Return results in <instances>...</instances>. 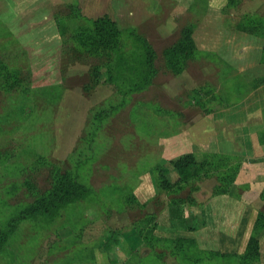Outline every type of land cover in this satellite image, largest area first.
<instances>
[{
  "label": "rangeland",
  "instance_id": "374dc122",
  "mask_svg": "<svg viewBox=\"0 0 264 264\" xmlns=\"http://www.w3.org/2000/svg\"><path fill=\"white\" fill-rule=\"evenodd\" d=\"M225 1L223 22L230 29L225 38L234 39L239 30L253 47L244 61L230 62L228 48L198 47L195 39L200 41L203 32L213 39L224 35L204 29L210 26L202 24L209 0H194L188 8L180 0H163L155 15H141L136 28L109 16L126 33L122 51L130 59L146 54L145 42L128 31L136 30L153 47L157 72L152 84L130 92L134 71L102 65L98 83L93 79L94 66L103 61L91 55L88 45L81 46L89 44L90 24L81 19L78 0H52L50 22L57 38L48 31L42 39L33 36L28 50L2 29L0 264H242L236 256L223 258L156 230L158 214L174 202L192 203L202 181L214 186L211 195L224 193L217 188L221 182L232 192L233 178L221 180L215 173L209 178L204 169L181 187L157 184L181 156L173 153L185 148L181 135L207 132L210 126L203 120L252 118V128L264 133V107L249 104L255 89L264 86V76L242 71L259 64L256 46L263 45L264 63V0ZM190 25L197 53L174 73L166 67L167 52L175 50ZM108 73L118 76L110 80ZM244 106L246 111L240 109ZM225 156L236 169L241 156ZM145 173L157 179V194L141 201ZM244 190L235 193L244 195ZM130 230L142 236L143 247H126L124 234ZM259 258L251 264H264L261 248Z\"/></svg>",
  "mask_w": 264,
  "mask_h": 264
},
{
  "label": "crops",
  "instance_id": "0c3cea01",
  "mask_svg": "<svg viewBox=\"0 0 264 264\" xmlns=\"http://www.w3.org/2000/svg\"><path fill=\"white\" fill-rule=\"evenodd\" d=\"M193 1L180 0V6L191 7ZM78 2L81 13L87 18L95 19L108 15L123 27L125 24H130L136 28L141 25L138 22V19L141 20V15H155L163 0H78ZM50 3L52 0H0V32L4 29L11 36L18 38L21 46L26 50L30 47L27 42L33 41V36L42 39L43 35L47 37L48 31L51 33L49 36L56 39L57 27L50 22L53 15ZM225 3V0H209L202 22L210 25L205 27V30H220L224 35L219 34L218 39H213L210 34L203 32L202 39L199 41L196 37L195 41L201 49L221 51L228 48L230 62L244 61L253 47L248 43L245 34L239 30L233 32L236 35L234 39L225 38L226 31L230 30L226 22H223L226 20L222 11ZM146 20L147 18H144V21ZM135 21L138 23L133 24ZM28 31H31V35H28ZM194 35L197 36L198 32ZM255 48L258 50L256 54L259 64L242 68V71L253 78H259L264 76V63L261 61L263 45ZM59 58L55 59L59 60ZM30 60L33 61L31 54ZM249 99L250 106L264 107V86L255 89ZM240 109L246 111L248 107L244 106ZM254 121L253 118L234 119L232 122L203 120L202 125L210 126L207 132L199 134L195 130H188L187 134L184 133L178 138L184 139L185 148L173 153L175 156L192 153L196 159H199V156L207 157L210 153H217L241 156V159L238 161L239 170L232 184V192L211 195L210 191L214 186L208 187L202 181L201 189L194 196L195 200L190 203L191 205L185 201L174 202L158 214L156 230L164 237L193 241L200 249L215 253H245L254 233L259 211L264 207V201L260 197V192L264 188V143H261L258 131L252 128ZM221 123L222 125H219ZM167 169L169 182L179 184L181 176L171 162ZM145 174L140 188L141 201L157 194V187L154 184L157 183V179L152 180L149 177L151 173ZM238 188L245 189V194L238 196L235 193V189ZM247 193H251L252 196ZM258 238L261 253L264 255V229L258 233ZM124 239L130 251L145 245L144 239L136 230L125 232Z\"/></svg>",
  "mask_w": 264,
  "mask_h": 264
},
{
  "label": "trees",
  "instance_id": "16d2710c",
  "mask_svg": "<svg viewBox=\"0 0 264 264\" xmlns=\"http://www.w3.org/2000/svg\"><path fill=\"white\" fill-rule=\"evenodd\" d=\"M79 15L82 20L90 24V35L88 37L89 44L84 43L81 44V46L88 45L91 48L89 51L91 55L103 61L102 64H96L91 73L92 75H97L93 76V79L96 83H98V77L101 75L99 72V68L102 65H104V67L112 68V66L114 65L113 69H117V67L119 66L118 68L120 71L125 70L135 72V74L133 75V80H130V83L132 81L134 83L128 90L129 92L138 89L144 90L152 84L153 77L157 72L154 62L153 47L148 44L146 40H143V38L137 34L136 30L132 29L128 31V33L134 35L135 40L145 42L144 46H142V49H144L143 51L146 55L140 59L138 58V54L136 56L137 59L132 60L128 57V55H126V53L124 52L125 50L122 51V48L124 49V47L126 46V33L122 32L117 26L116 22L113 21L108 15L96 19L86 18L82 16L81 13ZM241 24L243 23L241 22ZM193 29L194 26L191 25L183 28L180 43L175 47V50L170 49L167 52L169 58L167 60L166 67L174 73L182 71L183 67L185 65H188V60L191 59V57H193V55H196L197 53V49L192 38ZM248 30L252 31L253 29L252 27H249ZM64 43H66L65 40ZM78 45L79 44H77L75 47H79ZM182 55L186 58H183ZM178 56H180L181 58H178ZM1 63L3 62L1 61ZM110 72L112 73L111 69L109 73ZM109 73L108 77L110 80L113 79L114 76H118V74L114 75ZM123 83L124 82L118 83L119 88L121 87V85H123ZM260 141L261 143H264V133L260 135ZM225 158L226 156L223 154L210 153L208 157H206V159L202 163H200L196 161V158L192 153H188L179 156L175 160H172L171 163L178 170L181 176L180 182L179 184H176V186L181 187L182 185L188 184L190 181H192L195 175L200 173L202 169L205 170L204 174L208 177L211 174L215 173L220 179L222 178L221 180H223L224 177L233 178V181L231 182L232 185L234 182V178L239 170V165L237 164L238 166H235L236 169H233L231 164L226 162ZM162 172H164L165 176L166 171L164 170ZM158 182L160 184V187H174V185L169 182L168 177L166 176L162 179L159 178ZM222 184L223 183L221 182V184L217 186V188H219V191L224 192L220 194H225L226 192H229L227 191V189L224 190L221 187ZM262 198L264 199V192L262 193ZM263 229L264 212L261 211L255 223L254 233L250 238L245 253L241 255L222 253L216 254L223 258L236 256L240 259V262L242 264H251L253 260L259 262L260 243L258 239V233ZM189 242L192 243L193 241ZM194 243L195 242H193V244Z\"/></svg>",
  "mask_w": 264,
  "mask_h": 264
}]
</instances>
